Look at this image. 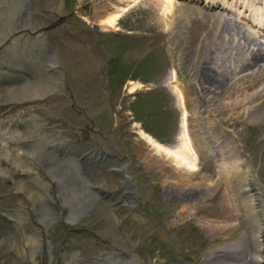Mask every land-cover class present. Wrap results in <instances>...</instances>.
I'll return each instance as SVG.
<instances>
[{"label": "rangeland", "instance_id": "374dc122", "mask_svg": "<svg viewBox=\"0 0 264 264\" xmlns=\"http://www.w3.org/2000/svg\"><path fill=\"white\" fill-rule=\"evenodd\" d=\"M204 1L176 0L181 6L177 3L173 11L179 17L170 20L172 28L169 29L168 22L161 19L162 8L154 5L162 1L139 0L108 30L100 22L108 15L104 12L109 0H28L20 10L14 1L0 0V38L10 31L15 12L19 14L16 29L22 30L30 10L32 22L39 25L46 38L45 54L32 50L33 42L25 38L6 48L1 53L0 63L7 65L11 63L9 58L23 61L33 56V64L39 65L56 51L68 88L47 100L10 110L9 105L1 104L7 102L11 88H6L4 81L0 82V134L9 135L14 132L11 123L15 125L33 115L41 121L48 117L55 121L60 114L66 124L82 128L90 125L89 119L101 123V131L110 137L112 146L121 147L120 154L137 163L128 169V174L134 178L143 211L137 214L129 209V226L135 227L136 237L140 236L152 264H216L211 262L209 253L223 246L228 235L212 238L207 224H212L213 219L198 214L212 205L204 199V194L219 195L233 186L234 190L229 193L231 204H235V196L243 214L238 222L226 218L218 222L223 225L234 222L238 224L234 231L242 234L248 231V214L258 212L253 221L259 229L264 228V121L256 123L249 116L251 108L264 100V93L260 92L264 87V54L263 58L259 57L258 65L248 66L245 72V67L241 68L260 46L264 53V36L246 27L234 11L223 8V0H214L209 8L204 6ZM212 12L225 15L229 22L225 24L226 33L222 34L223 23L217 32L211 29L214 21L210 22L213 18L206 13ZM102 63L107 75L102 71ZM202 70L216 78L220 76L219 79L226 77L224 81L228 86L223 91L207 85ZM25 78L13 90L24 93L42 86ZM251 80L257 85L258 97L239 96L237 100L241 103L234 107L235 90L240 87L246 93L244 88H248ZM175 86L183 92L188 132L202 162L200 172L215 180L211 186H196L203 175L194 177L193 186H179L177 180L168 176L167 165L161 157L143 139L144 132L167 147L179 143L181 110L172 91ZM132 90L135 91L130 93ZM41 133L47 131L40 130L39 135ZM95 139L103 144L98 136ZM0 175L6 176L5 171L1 170ZM223 175L226 179L220 182ZM10 190V185H3L0 179V193ZM194 190L200 195L189 205L197 211L179 217L185 203L183 198ZM8 200L3 198L2 204L13 203L12 197ZM83 224L94 230L89 226L93 224L92 219L84 222L82 218L73 226L68 225L65 231ZM6 226L0 218V240L4 239ZM104 232L110 235L107 227ZM257 232L261 243L263 234L260 230ZM74 235L62 233L60 237L73 238ZM56 236H59L58 231ZM1 244L2 241L0 264H25L23 249L19 247L11 252L8 246ZM263 249L264 246L260 252ZM259 254L254 253L259 264H264V257Z\"/></svg>", "mask_w": 264, "mask_h": 264}, {"label": "flooded vegetation", "instance_id": "af4514ba", "mask_svg": "<svg viewBox=\"0 0 264 264\" xmlns=\"http://www.w3.org/2000/svg\"><path fill=\"white\" fill-rule=\"evenodd\" d=\"M59 115L55 121L45 119L43 128L54 134L30 144L31 155L20 163L23 169L12 165L13 177L6 181L12 185L13 203L5 211L11 212L14 229L13 235L5 233L1 246H8L11 252L23 249L25 264H146L143 250L131 243L134 233L128 232L129 209L137 213L141 210L138 189L128 174L137 163L120 154L121 147L112 146L100 123L89 119L90 125L82 128L66 124ZM97 136L103 144L96 141ZM50 175L59 180L54 183ZM56 186L63 192L80 188L84 194L78 196L71 221L66 219ZM82 218L84 222L93 221L90 239L83 238V227L65 231ZM104 227L110 235H105ZM29 232L38 242L30 251L25 240ZM62 233H74L75 237H60ZM32 252L34 259L30 257Z\"/></svg>", "mask_w": 264, "mask_h": 264}, {"label": "bare ground", "instance_id": "6f19581e", "mask_svg": "<svg viewBox=\"0 0 264 264\" xmlns=\"http://www.w3.org/2000/svg\"><path fill=\"white\" fill-rule=\"evenodd\" d=\"M109 1L110 2L108 3V7H106V11L104 12V14L108 13V15L105 18H103V20L100 22V25L102 27H104L105 29H107V28L113 29L114 25L116 24V21L119 20L120 17L126 11H128V9H130L135 3H137L139 0H109ZM160 1H162L161 4L159 2H157V4L155 3L154 5L156 7L160 6L162 8L161 9L162 10L161 19H162V21L165 20L168 22L169 29H170V26L172 25L170 23L171 22L170 20H173L175 18L178 19V17H179L176 14L177 12L175 11L176 12L175 13L173 11V9L176 8L175 5L178 2H175L176 0H160ZM248 1L249 0H230V3H228L227 0H223L224 5L228 8H230L232 11H234L235 15L239 17V19L241 20V22L243 24H245L246 26H248L250 28H254V31H255L254 33L261 32V30H264V6L255 7L252 9L251 7L255 3V0H250V4L247 3ZM23 2H24V0H18V4H19L20 8L23 7ZM206 2L211 4V3H214V0H212L211 2H210V0H206ZM235 6H238V7L240 6V8L238 9ZM180 8L181 7H179V9ZM245 8H247V9H245ZM243 9H245V11H247V13H244ZM206 14L209 15V17L211 16V18H213L211 20L209 19L210 22L214 21V25H212V28H211L212 30H215L217 32V29H219L218 27L220 26L221 23H223L224 25L222 26V30H223L222 34L227 32L224 29L227 28V26H225V24L228 25L229 22L226 21L225 15L223 16L217 12L206 13ZM161 19L159 17V21ZM215 19L217 21H215ZM25 25L28 29H30V32L27 35H29V37H32L34 42L37 41L40 44V29L34 27L31 23V21H26ZM171 28H172V26H171ZM227 30H228V28H227ZM171 33H173V32H171ZM229 34H230V32H229ZM23 37H26V35H23ZM16 39H17V37L13 33L8 34V37H7L6 41H4V42H2V40L0 39V51L2 49H4L10 42L15 41ZM249 45H250V43H249ZM260 48H261V46H260ZM260 48L256 51V53H254V52L251 53V55L249 56V62L245 66L243 65L241 67V68L245 67L243 69V71L246 70L247 67L250 65H252V66L258 65V60H260L259 57H262V55L264 54L262 52L263 50L261 51ZM254 50H255V48H254ZM47 63L54 65V63L51 61H48ZM53 65L49 66V68L46 70V73L50 74L49 78H48L49 81H57V79L55 78L56 77V70L53 68ZM202 73H203V79L207 85L211 84L212 87H214L215 89H221V90L223 89V91L228 86V82L224 81L226 77L225 78L222 77V79H219L220 76H219V78L218 77L216 78V76H214V75L212 76L209 73L206 74L205 71H203V70H202ZM3 75H5V74H2L0 72V80H3L4 78H6ZM262 75H264V73ZM226 76H227V74H226ZM45 79H47V78L43 79L44 82L41 83L42 84V86H40L41 88L40 87L35 88L34 90H29V91L24 92V93H20L17 90H13V89H15L14 87H16V85L19 82H21L22 80L18 82V81H14L12 78L9 79L8 83L5 84V86H7L6 88H11L8 90L9 96H7V102L16 103V102L25 101L27 99H32V98L33 99L42 98L48 90L50 92L51 87L55 88V86H53L54 84L49 85L48 81ZM256 87H257V85L255 84V82L251 80L248 88L247 89L244 88L246 93H244L240 89V87L238 88V90L236 89L234 92V95H237V98L235 99L234 107H237L241 103V102H238V100H237V99H239L238 98L239 96L246 97L247 99L255 98V96H257L256 94L258 91V90H256L257 89ZM233 88H234V86H233ZM235 88H237V87H235ZM134 91L135 90H132V91H130V93H132ZM172 91L174 92V95L177 99V104L181 110L179 143L176 146L167 147V146H164L161 143L157 142L156 140H154L151 136L145 135V133L142 131L143 132V139L145 140L147 145L150 146L151 149L153 151H155V153L159 157H161L162 161L167 165L166 171H168L167 172L168 176L177 180V184H179V186L188 187V186H193L192 182H193L194 177H196L197 175H203V174L200 172L201 171L200 170L201 163L198 160V155H199V152L197 150L198 147L193 143V139H191L190 134L188 132V124H187L188 112L186 110L185 100H184V96L182 94L183 92H181L180 89H177L176 86L172 88ZM238 91H240V92H238ZM249 92H251V94H249ZM260 92L264 93V87L260 90ZM250 113L251 114H249V116L252 118V120H254V122L257 123V121H260V122L264 121V100L261 101L260 103H258L257 105H255L254 107H252ZM36 125L39 126L40 123L38 121H36ZM1 139L5 140L2 136H1ZM201 143H202V141H201ZM197 144H199V143L197 142ZM0 156L3 157L4 159L10 158V150H6L0 145ZM17 159H15L16 160L15 163L19 162V159L18 160ZM2 170H4V169H2ZM6 174H8V173H6ZM224 178L226 179V177H224V175L221 176L219 181L221 182ZM50 179L54 183H56L59 180L56 175H54V176L50 175ZM213 181H215L214 178L211 180V178L209 179L207 176L203 175L201 182L196 186L199 188L201 186H204V187L208 186V185L211 186ZM219 181H218V185H219ZM246 182L247 181H245V183ZM248 184L249 183H247V186H248ZM204 187H202L200 190L203 191L205 189ZM232 187L233 186H231L230 188L227 187V189L225 188V191L219 195H215V194H208V195L206 194L205 195L203 193L205 196L204 199L206 201L210 202L212 205L208 206V208L205 210L201 209L200 211H198V214H203L205 216V218L209 217V218L213 219V222H211V223L215 224V225L207 224V229L212 233V238H216V237H220V236L223 237V236L228 235V238L223 240V243H222L223 246H221V247H219V248H217L214 251H211L209 253L210 260H211V262L212 261L216 262V264H259L260 261H258V258L254 255V253L255 252L260 253L259 255L264 257V249L260 252L261 247L264 246V228L259 229V227L257 226V223H255V221H253L254 216H257L259 213L258 212H255V213L251 212L248 214V216H249L248 217L249 221L247 224V226H248L247 230L248 231H246L242 234L234 231L237 228L238 224H235L234 222L233 223L223 222V223H225L223 225V224H221V222H218L219 220L223 221L222 219H224V218L228 219V221L233 219V220L238 222V220L241 218V213H242V212H240L241 207L239 205L238 200L235 198V196L233 198V204L234 203L235 204L234 205L231 204L232 201H231V197L229 196V193L231 192ZM56 188L61 189V192L58 189H56V192H58V197L60 199V202L64 206L66 219L68 221H71V218L75 217V213L77 211L75 209L76 207H74V205L78 204V196L80 198H82L84 194L82 193L80 188H78L77 190L70 191V192H63L62 187L56 186ZM233 190H234V188H233ZM197 193H200V192L194 190L193 192L185 195V198H183L184 199L183 202H185V203L181 207V210L179 211V215H178L179 217H182L186 214L188 216H190V214L195 210V207H192L189 204L191 201H195L196 199H198L197 196H199L200 194H197ZM33 203H34V205H33V210H34L35 202H33ZM195 211H197V210H195ZM34 212H35V210H34ZM246 215H247V213H246ZM228 217H230V219ZM214 221H216L217 223H215ZM256 226L258 227L257 231L260 230V233L263 234V237H262L263 241L261 243L259 242L258 237H257L258 235H259V237H261V236L256 231ZM261 229L263 231H261ZM42 230L44 233L45 232V226L44 225L42 227ZM25 240H26V244L29 247V251L31 250L32 247L34 248V246L38 245V242H36V241L34 242V239L32 238V234L30 232L26 233ZM233 251L237 252L236 255L230 256L231 254L229 255L228 253H230V252L233 253ZM30 257L34 259V252L31 253Z\"/></svg>", "mask_w": 264, "mask_h": 264}]
</instances>
